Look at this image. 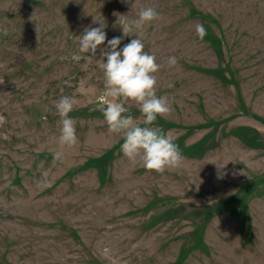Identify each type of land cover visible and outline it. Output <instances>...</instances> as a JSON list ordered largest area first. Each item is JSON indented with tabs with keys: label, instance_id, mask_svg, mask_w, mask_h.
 <instances>
[{
	"label": "rangeland",
	"instance_id": "rangeland-1",
	"mask_svg": "<svg viewBox=\"0 0 264 264\" xmlns=\"http://www.w3.org/2000/svg\"><path fill=\"white\" fill-rule=\"evenodd\" d=\"M142 7L160 14L142 39L172 109L154 126L185 158L163 174L108 132L99 49L71 59L99 22L122 49L118 17ZM64 95L78 143L60 164ZM0 264H264V0H0Z\"/></svg>",
	"mask_w": 264,
	"mask_h": 264
},
{
	"label": "clouds",
	"instance_id": "clouds-1",
	"mask_svg": "<svg viewBox=\"0 0 264 264\" xmlns=\"http://www.w3.org/2000/svg\"><path fill=\"white\" fill-rule=\"evenodd\" d=\"M159 12L153 7H142L137 18L129 19L124 15L118 17L124 37L134 39L117 50L122 37L107 39L106 24L99 22V27H86L77 36L78 52L71 59L79 63L92 64L99 49V68L103 72L104 88L97 99L98 110L102 113L108 132L120 136L123 143L120 151L131 162L139 161L145 170L163 174L166 170L179 169L183 166L184 156L170 135L156 124L158 117H165L171 112L167 96L157 95V73L162 65L157 63L154 54L145 51L142 37L145 26L159 19ZM197 36L203 40L206 29L202 24L196 25ZM139 33V35H136ZM7 35V33H4ZM38 39V35H37ZM107 41V47H100ZM68 57L62 56L61 60ZM175 56L167 59L169 68L175 67ZM71 86V78L64 81ZM78 101L73 96H61L55 102V112L60 117V134L56 139L58 151L53 153L54 163L64 162V150L72 149L78 143L76 124L70 117ZM134 104L141 113L142 124L130 114L127 105ZM49 111L47 107L44 109ZM38 186H48L45 179Z\"/></svg>",
	"mask_w": 264,
	"mask_h": 264
}]
</instances>
